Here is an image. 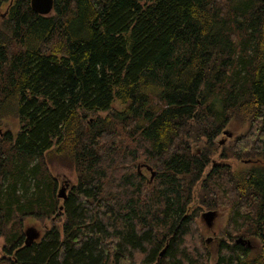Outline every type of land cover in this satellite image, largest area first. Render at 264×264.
Returning <instances> with one entry per match:
<instances>
[{
	"label": "trees",
	"instance_id": "16d2710c",
	"mask_svg": "<svg viewBox=\"0 0 264 264\" xmlns=\"http://www.w3.org/2000/svg\"><path fill=\"white\" fill-rule=\"evenodd\" d=\"M4 5L0 264H264V0Z\"/></svg>",
	"mask_w": 264,
	"mask_h": 264
},
{
	"label": "rangeland",
	"instance_id": "374dc122",
	"mask_svg": "<svg viewBox=\"0 0 264 264\" xmlns=\"http://www.w3.org/2000/svg\"><path fill=\"white\" fill-rule=\"evenodd\" d=\"M5 9V5L0 9L1 14L3 13ZM241 121L240 118H234L232 120H230L229 124L226 126V129L224 130V133L221 134L220 136L217 137V141L221 142L222 144H228L231 142L232 140V136H234L235 134H240L243 133V131L246 129L247 124L243 123ZM199 148L200 146L198 145H194L193 150H196L199 152ZM50 167L52 169V171L54 172V174L56 175V177L62 181H67L68 184H71L72 182L75 181V173L73 171L72 168H70L67 164H65L64 162L61 161H54L51 162ZM137 170H140V172L143 171H147L148 172V182H151L153 180V177L155 175V171L152 170V168L150 166H148L147 164H145L144 162H140V165L138 164L137 166ZM152 173L153 176H152ZM59 188V187H58ZM206 212V211H205ZM204 212H202L203 214ZM201 214V232L202 234L206 237V240L209 239L208 241V247L209 250L211 252V256H212V260L215 259L216 257V252H217V246L219 243V239L217 238V234L220 231V229L222 228L224 221H225V213H217L215 212V215L212 219V224L210 227L207 226L205 219L202 217ZM35 221V225H30L29 223ZM25 223L28 226H33L39 229V231L42 233L44 228L47 226H50L51 222L50 220H45L44 222H40L38 220H33V219H28L25 221ZM238 238H241V241H249L248 239H243L242 237L238 236ZM236 239V240H237ZM3 244L2 239L0 238V250H1V246Z\"/></svg>",
	"mask_w": 264,
	"mask_h": 264
},
{
	"label": "water",
	"instance_id": "95a60500",
	"mask_svg": "<svg viewBox=\"0 0 264 264\" xmlns=\"http://www.w3.org/2000/svg\"><path fill=\"white\" fill-rule=\"evenodd\" d=\"M54 0H30L31 8L39 13V14H48L53 6ZM154 173H152L153 176ZM58 197L65 198L64 188L62 187L58 192ZM215 215L214 211H206L202 214V217L205 219L207 226H211L212 219ZM39 236V232L33 226H28L24 230V243L25 245H30L37 237ZM237 243L247 244L249 245V241H241V238L236 240ZM163 250L160 252L159 255H162Z\"/></svg>",
	"mask_w": 264,
	"mask_h": 264
},
{
	"label": "flooded vegetation",
	"instance_id": "af4514ba",
	"mask_svg": "<svg viewBox=\"0 0 264 264\" xmlns=\"http://www.w3.org/2000/svg\"><path fill=\"white\" fill-rule=\"evenodd\" d=\"M207 241H209V239H207Z\"/></svg>",
	"mask_w": 264,
	"mask_h": 264
}]
</instances>
